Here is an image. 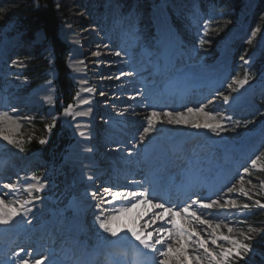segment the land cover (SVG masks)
<instances>
[{"label":"rangeland","instance_id":"374dc122","mask_svg":"<svg viewBox=\"0 0 264 264\" xmlns=\"http://www.w3.org/2000/svg\"><path fill=\"white\" fill-rule=\"evenodd\" d=\"M190 1L193 2H191L193 5L188 4ZM240 1L241 0H54L56 7L60 10H63L61 12L63 19L59 30V37L66 45L70 46V52H67L65 57L66 66L69 69V78L72 80L76 91L74 103L68 104L66 101L62 100L61 96H59L60 94L58 93L57 84L55 83L57 96L53 102L51 101V103H47L45 105L46 107L41 106L39 111L31 112L29 119L24 121L21 125L18 123L20 125L18 129H16L14 125L3 127L4 133H7L9 136H12L17 141L23 143V151H21L16 145L9 143V145L3 150H0V154L2 152H16V155H18V160L16 161L18 162H20L22 159L25 160L27 158H32L36 153L25 155V148L32 140L37 139L40 122H46L47 124L54 125L51 131L49 132L47 130L45 135L42 137V139L47 140V143L43 144L45 147L50 146L54 141L56 134L55 131L57 129L59 131L60 128H58V124L64 128V132L66 129L69 130L71 133L69 138L73 137L75 139L74 145L79 140V135L74 125L76 116L74 117L73 115H65L64 113H61V111H64L69 105H73L71 110L73 113L77 112V104L84 88V81L72 74L75 71L77 72V69L73 67L69 55H71L72 51L75 50V47L78 51L84 50V52L88 53L89 56H92V58L88 59L91 60V62H88L86 65L88 66L91 74H93L90 80L91 82L98 84L96 88L98 96L101 93L107 94L106 96L104 95L98 99V106L103 102V98L108 103H111L112 100H115L125 104L124 106H126L128 105L127 102L123 101L130 95L133 97L132 101L135 100L134 103L140 100V104L143 102L146 105L158 104L159 99L149 98L148 92L151 91L149 90L151 89V83H154L152 81L155 80L157 82L160 78V71H150L151 73H148L147 76H144L143 78L140 77V80H135V84L133 85H135L136 89L130 92L124 88L122 90H118L119 87L125 85L127 86V83L131 81L130 79L126 78V70L123 69V59L117 55H114L116 56L115 59L113 58L114 56L107 59H101V57L95 55V53H97L98 50L100 52L103 50L106 51V49L102 48L108 47L111 40L112 44H114L112 45L114 48L111 50L115 52L117 49L119 51L121 48L124 49V46L126 45H123V42L121 43V36L123 33L131 31L133 34L126 37L124 40L126 41L125 43L128 44V46L125 47L127 48L126 53H130L133 48L136 47L134 43L142 40L138 50L144 52L148 49L150 52L149 61L155 62V59L153 58L157 57L159 53H156V51L160 40L158 37L161 35V28L159 25L160 23L158 24L157 13L164 9V5L168 6V9L172 13L173 21H175L177 24L179 33H181L184 38L183 44H178L179 54L177 55L182 54L183 59H185L186 55H188V57L185 59V61L180 62L178 64L179 66L183 64V62L189 63L195 60V62L199 64L200 68L203 69L206 68V65L202 64V61H208L207 66L212 67L213 65L218 64L220 59L224 57L228 61H232L231 64L229 63L230 67L225 66L220 70L216 68L219 73L223 72L224 79L222 81V86L228 85V91L224 96H229V99H232L238 93L242 94L243 89L250 92L249 86H255V89H253L254 93L257 92V90L259 91L261 88H259L258 85L256 86L257 79H260L261 76L264 78V75H262V73H258L259 71L257 70L258 66L264 60V0H242L241 5L239 6L238 3ZM23 4L27 3L24 0H0V57L2 58V61L0 62V102H2V104L5 101L4 98L7 97V94H12V97L19 98L21 95H25L26 93L28 94L31 90L37 88L47 79H49L52 74L56 77V80H58L60 76L55 63L56 56L54 47L52 45H47L41 49V52H39L40 47H43L46 41V34L44 30H39L34 33L33 37H30L29 28L21 21L22 11L19 9V6ZM117 15L119 18L116 20L115 17ZM205 21L209 22L207 30L204 28ZM63 29H72V31L75 32V36L81 39V42L63 40L61 35L62 31H64ZM176 32L177 30L174 31L175 35ZM253 32H255L254 36ZM201 38H203V44H201ZM243 42L244 44H242ZM154 44L155 46H158H156V48L150 47L154 46ZM159 49L160 48H158V50ZM41 55L43 58L48 60L49 65L51 66L45 72L47 77L42 79L41 76L43 73H36L33 70L35 60H37ZM160 57L158 59H160ZM107 64H117L118 67H116V70L112 73H104L102 71L96 72L98 70H103L105 66L107 67ZM98 66H102V68H99ZM133 66L139 75H141V72H143L144 69L148 71V67L146 65L138 67L135 63H133ZM246 71L249 73L251 79L243 87H240L237 91H233L232 88L237 87L235 81L237 79H242ZM121 73L124 75H121ZM193 73L197 72L193 71ZM120 77L123 78L120 79ZM168 79H170V77H168ZM21 84L25 85L26 87L15 92L18 85ZM133 85L130 84V86ZM229 85H232V88H229ZM77 93L80 94L79 97H77ZM216 93L217 92L215 91L206 93L204 95V100L210 104V100L216 99ZM250 94L253 97V93L250 92ZM251 98H249L250 103L252 100L259 102V107L255 111L248 113H238L236 111H227L228 107H224L223 109L225 111H219L217 114H215L213 111L210 112L217 116V118H223L222 123L224 125L225 131L220 132L219 134L213 133L211 136L212 138H206L205 136L201 135L197 138L198 143L200 144L199 147L205 151H209L212 149L213 145H216V147L213 148V151L210 150L212 152L208 154L220 155L219 157L224 159L228 157V147H225L226 145L223 146V144H220L218 139H229L230 144L234 142L232 147L235 149L240 144L245 142V140H249L246 139V137L250 132H252L250 135H248V137L251 139L250 142H254L256 140V134L259 133L264 127V93H259L255 99ZM193 103L194 101L190 100V102L182 108H173V113H184L186 116H189L190 120H194L196 122L201 121L203 117L202 114L194 113L190 115L187 113V108L195 109V107L192 105ZM124 110L125 108H121L119 114L126 112ZM131 112H133V110H128L127 116ZM120 116L121 115H117V113L114 112H110L106 116H103L101 113L93 116V119L97 118L94 120L95 123L99 120L102 121L101 124H94L96 125L95 137L93 138L94 140H91L92 142L95 141L94 143L96 145L100 144V146L97 148L98 152H96V155L103 161L112 160V157H110L109 154L103 156V152L106 150L105 148H108V145L105 144L107 141L105 137L107 134L105 131V125L107 124L105 123L106 119L110 118L116 120L119 119ZM149 116L150 114L147 115V117ZM53 117L56 118L55 121H53ZM110 121L111 120H109V123H111ZM118 121L119 120L115 122L123 128H125V126L128 124V121H124V123H119ZM246 121H249L250 123L245 124ZM237 122H239L238 126ZM124 124L126 125L124 126ZM130 125H133L136 128L139 126V121H134ZM178 125L190 126L193 125V123L174 124L175 127ZM107 126L109 127V124ZM108 130H119V132H121L123 129L118 126L115 128L109 127ZM118 139H123V142H118L117 144H113L109 147L115 154L118 152L117 145L123 146L125 143L128 144L134 140L128 135H123V137L119 136ZM61 143L62 139H57L55 148L50 147V155L48 157H51L59 147H63V144ZM262 144L263 146L260 148V150L256 151L255 153L252 152L250 161H248V163L245 164L242 169H240V175L235 177L229 186L212 200H220L221 203H223V201L226 199H235L240 204L251 203L247 197H244L240 193L228 192V189L233 185L239 187L240 177L244 176V185L246 189L249 190L250 195L255 199L264 201V190H261L260 188V182L264 181V170H258L252 168L251 166V159H255L256 156L264 153V142ZM74 145L72 149L75 147ZM140 145H142V143ZM140 145L138 144L137 148L140 149ZM20 152H23L22 159ZM139 153L140 152L137 151L136 156H139ZM204 154L207 153L205 152ZM68 156L69 155H67V158ZM67 158H64L61 164L53 165V168H50V165H46L47 161L43 158H37V164L27 162L31 164L32 172L37 173V175L40 177V180L36 181L33 179L31 182L22 184V181L24 180H22L21 177L24 174H17L9 183L23 185L21 191H23L26 196L22 197V192L17 195H2L6 202L24 199L30 200L31 196L33 195L40 197L39 201H41V204H44L45 210H43V212L41 211L39 214H33V220L37 221L38 223L34 225V229L36 231L39 229L44 230V228L50 227L58 222H65L68 224V222L73 221L77 217H81L80 215L82 211L79 198L85 192L86 187L81 182L82 178L79 177V171L76 170V168L69 167V165H67ZM114 160L118 162V160L120 161L121 159L117 157V159ZM124 160L125 159H122L121 161V163L124 165L121 167L126 166L124 169L128 171L130 170L131 173L136 172L135 170L137 165L134 164V166L130 164L133 163V160ZM230 162L232 161L230 160ZM262 162H264V157H262ZM244 168H249L250 174L244 173ZM109 169L110 168H108V171H110ZM141 177L142 174L140 176H136L135 178H130L132 180V184L138 183L142 179ZM249 180H251V184L248 183ZM37 183H44L45 187L39 192H36L33 189L31 190V195H29L28 185ZM96 183L97 182L94 184ZM1 184L2 183H0V185ZM113 185L115 188H120L118 185H115V183ZM124 185L125 184L123 183L120 186L125 189ZM128 187L129 188L126 190L131 191L132 185H128ZM1 188L2 187H0V191ZM111 189L115 191L113 187ZM144 190H146V183L144 184V188H142L141 191ZM149 200H152L153 203L159 202L157 199ZM96 204H99L100 207H97ZM96 204H92V206H90L87 211V214L90 216V220L88 221L89 225L86 224V226H88L87 231L89 232V235H92V238L95 241L94 244L97 243L98 245H102L103 242L106 243L105 241H114L116 237L111 236L109 233L105 232L99 227L97 217L101 216L102 212L104 213L105 217L110 214H115L112 210L120 208L121 204L113 202L107 204H101L100 202H97ZM253 209L254 207L249 210H245V212H240L237 209L232 208H214L210 210L211 214L206 216L211 217L215 222L222 221L224 224L233 225L242 231H247V226L249 224L256 228H260L259 224H257L251 218ZM182 214L183 213H181L179 217H181ZM71 215L75 216L71 217ZM134 219L137 221L138 216L136 215ZM241 221H245L246 223L241 224ZM193 229L195 230L194 234L197 231L200 234V230H196V228ZM220 233L227 235V228L222 226L218 230V234ZM260 233L254 235V239L251 241L252 245L255 239L260 236ZM233 235L238 236V232H234ZM202 236L204 239L209 240L207 235L204 234ZM218 241L217 244L224 245L225 247L229 246L227 242L223 240ZM208 247L215 248L216 246L209 242ZM28 251L29 249L24 250V252L27 253ZM27 253H25V255H27ZM255 254L256 251L253 247V250L245 257L253 256Z\"/></svg>","mask_w":264,"mask_h":264},{"label":"bare ground","instance_id":"6f19581e","mask_svg":"<svg viewBox=\"0 0 264 264\" xmlns=\"http://www.w3.org/2000/svg\"><path fill=\"white\" fill-rule=\"evenodd\" d=\"M182 2V1H181ZM192 1L188 2V4H191ZM168 12V11H167ZM165 11H159L157 13V16L160 21L161 26V46L163 48L162 50H157V52H160L163 54L162 57L158 60H154L155 62L149 61V50L147 51H139L138 48L140 47V42L142 40L137 41L134 43L136 46L133 48V50L130 53H126V46H128L127 43H125V37L131 36L133 33L128 31L127 33H123L121 36V43L123 42L124 49L121 48L119 51H113L112 48V40L110 41V44L108 47H104L102 49V52L99 50L95 55L100 56L101 59H107L111 58L112 56L116 55L115 53L120 52L121 55L118 57L122 58L124 65L123 69L126 70V78L130 79L127 83V86L119 87L118 90H122L123 88L127 91H132L135 88V80H140V77L147 76L148 73L150 74V71L165 69L163 72H161L160 78H159V84H164L163 88L160 89V87L156 88L154 86V83L151 85V91L148 92L149 98H155L156 94L161 93L160 98L168 97L167 93L169 92V89L175 88L174 86L177 84V79H182L186 82L185 85L190 86V82H196L197 80L200 81V83H208V84H216L218 81V77L216 76L215 70L213 68L211 70L208 69H202L200 68L199 64L193 60V62H183L180 66L178 65L180 62L185 61L180 59V57L175 61V65L172 63H169L168 57L171 59V56L173 55V45L175 42V33L176 31L174 28L173 22L171 23L168 13ZM116 20L119 18L117 15ZM116 25V24H115ZM114 25V26H115ZM174 27H173V26ZM64 30V29H63ZM115 31V30H114ZM114 33V32H112ZM238 33V32H236ZM121 34V33H120ZM250 34V33H249ZM62 37L63 40H69V41H78L81 42V39L77 38L75 36V32L69 29H66L62 31ZM118 36V35H116ZM240 36V35H239ZM238 38V37H237ZM113 39V38H111ZM147 41V40H144ZM244 44V42L242 43ZM122 45V46H123ZM101 46V45H100ZM242 46V45H241ZM150 47H155L150 46ZM151 51V50H150ZM228 55V54H227ZM71 58V63L74 68L77 69V72H71L75 75V77H78L80 80L84 81V88L82 90V93L80 95V99L87 100V104H80L78 101L77 104V112L80 113H88L87 115H80L76 116L75 119V129H77L79 140L75 143V147L72 149L71 153H68L67 158V165L76 168L78 170V174L80 173V178H82L81 182L86 187L85 192L80 196V206L81 211L83 213H86V211L89 209L92 204H96L97 202L105 203L103 201L110 200L111 198L104 193V189L108 187V183L106 179H104V174L106 171H108V168H111V170L108 172L110 176H114V173L118 172L117 170V162L114 159H125L128 161L133 160L132 165H137V173H129V175H132L133 177L140 176L141 172L143 171V168L141 167L142 164V158L144 155H148L152 158H161V157H170V158H184L188 156H193L189 158V163L192 162L190 166H187L184 171H180L177 177H175V173L170 172L169 174L165 175V178L163 179V182H167L170 184L174 183H185L187 186V183H189V180L196 175L197 173H200L203 175L204 173L210 174V173H216L220 175L217 180H225L226 176L228 174H231L233 172V169L235 167L239 168L241 167L236 162L235 164L232 163L228 166L226 169L227 171L223 172L221 171L222 167L226 163H220L218 159H216L215 155H209L204 154L206 151L201 149L202 151L198 152H192L191 143H194L198 137L201 135L205 136L206 138H210L213 135V132L210 129L200 127L196 128L193 125L188 126H177L175 127L174 124H171L168 122V118L163 115L165 111H170L173 113L172 109L166 108V106H160L156 105L153 106L152 104L146 105L144 102L140 104V100H138L136 103L132 101L133 97L130 95L124 99L123 102H127L128 105L124 106L125 104L121 102H117L115 100H112L111 103H108L104 100L103 102L98 106V99L102 96H106V93H101L99 96L97 95L96 88L98 84H95L94 82H91V77L93 74L89 71V68L87 65L88 62H91V60H88L92 58V56H89L88 53L84 52V50L78 51L75 47V50L72 51L71 55H69ZM116 56L113 58L115 59ZM117 57V59H118ZM227 57V56H226ZM10 58V57H9ZM183 58V57H182ZM100 59V60H101ZM2 61V58L0 57V62ZM4 62V61H3ZM70 63V62H69ZM133 63H135L138 67L142 65H146L148 67V71L146 69L141 72V75L136 72ZM205 63V60L202 61V64ZM133 66V67H132ZM168 66V68H167ZM178 66V68H176ZM99 68H102V66H98ZM116 67H118L117 64H107V67L103 68V70H98L96 72H104V73H112L116 70ZM159 68V69H158ZM199 70V71H198ZM197 72V73H193ZM147 72V73H146ZM146 73V74H145ZM138 74V75H137ZM145 74V75H144ZM170 77V79H168ZM123 78V77H122ZM120 77V79H122ZM55 79L56 77L52 74L49 79H47L45 82H43L41 85H39L37 88L31 90L28 94L21 95L19 98H14L11 95L7 94V97H5V101L0 102V112L7 111L10 115H12L16 122L20 125L29 119L30 113L39 111L41 106H45L47 103H49V97H51V101L53 102L55 97L57 96V89L55 90ZM133 85V86H130ZM17 85V84H16ZM100 86V85H99ZM130 86V87H128ZM26 87L25 85H18L15 92L21 90L22 88ZM153 87V89H152ZM228 85H223L219 90H217L216 93V99L210 100V104L204 100V95L206 94L205 91H200L196 93L198 94L197 102L193 103V107L195 109L199 108L201 105L204 106V110L209 112H215L217 114L219 111H225L223 108L228 107L227 111H231L230 109L233 108V106H244L246 108L250 104V99L252 96L248 90L243 89L242 94L238 93L234 98L229 99L228 103H224L223 97L228 91L227 89ZM176 89V88H175ZM156 91L158 93H156ZM141 93V92H140ZM14 94V93H13ZM79 99V100H80ZM251 99H255L253 96ZM7 100V101H6ZM190 98H187L186 103L183 102L180 105L177 106V108H182L183 106H186L190 101ZM255 101V100H254ZM51 103V102H50ZM151 103V102H150ZM159 103V102H158ZM185 103V104H184ZM253 103V100L252 102ZM46 107V106H45ZM121 108H125L122 114H119ZM13 109H17L14 112ZM89 109L91 111L89 112ZM137 111H136V110ZM128 110H133L128 116ZM155 110L157 113H160V119L155 123L153 130L149 133L143 136V139H141L143 130L145 127H148V117L147 115L151 114V112ZM114 112L117 113V115H121L119 119L113 120L110 118L106 119L107 123L105 125V131H106V143L108 145V148H105L103 156L106 154H109L110 157H112V160L110 161H103L99 157H97L96 152H98V146L96 145L91 139L95 137V126L97 124H101L102 121H96L93 119V116L96 114L101 113L103 116H106L108 113ZM174 114V113H173ZM139 116V117H138ZM202 120L197 121L201 125L205 122V117L202 114ZM116 117V116H115ZM109 120H111L109 123ZM119 120L120 123H124V121H128L125 128H122L123 130L119 132V130L109 131V127H118L119 124H117L115 121ZM123 121V122H122ZM138 122L139 126L135 128V126L130 125L132 122ZM99 122V123H98ZM96 124V125H94ZM109 124V127L107 126ZM264 124V123H263ZM79 125V127H77ZM9 126V123H5L3 127ZM260 130V129H259ZM264 127L259 132L258 137H256L254 142H248L245 140V142L241 145V153L243 154V157L249 155L250 152H252L260 139L264 137ZM81 132H84L85 135H80ZM112 132V133H110ZM3 135H8L7 133L3 132ZM3 135H0V150H3L6 146L9 145V142L7 140L3 139ZM116 136H122L128 135L132 137L134 140L131 143H128L125 145H117V154L111 151L109 148L113 144H117L118 142H123L122 140H118V138H115ZM228 137V136H227ZM212 138V137H211ZM218 139V138H217ZM94 140V139H93ZM141 140V141H140ZM251 140V139H250ZM140 141V143H139ZM218 142L223 145H231L230 140L227 138L218 139ZM142 143V145H140ZM242 143V142H241ZM138 144L141 146V148H137ZM216 147V145H213L212 148ZM104 148V147H101ZM199 150V147H197ZM90 149V151H89ZM183 151H180L182 150ZM197 150V149H196ZM140 152V157L136 156V152ZM21 153V152H20ZM242 158V157H241ZM240 159V158H239ZM18 160V155H16V152L10 153V152H2L0 154V187H2L0 191V196H10V195H17L22 192V197H25L26 194L21 191V188L23 185L16 184L18 186V190L16 192H13L9 194V189L5 188L4 185L8 184L12 181V178H14L17 174H24L21 179L25 180V182H31L32 179V166L29 163H22V160L20 162L16 161ZM252 160V159H251ZM188 161V159H187ZM219 162V163H218ZM12 163V164H10ZM120 164V162L118 163ZM250 164V163H249ZM121 165H123L121 163ZM134 165V166H135ZM227 165V164H226ZM124 166V165H123ZM235 166V167H234ZM140 167V168H139ZM221 167V169H220ZM217 170V172H216ZM144 173V172H143ZM145 174V173H144ZM240 175V169L237 170L235 177H238ZM229 176V175H228ZM146 179V177H144ZM159 178H157V181ZM97 182L94 184V182ZM8 182V183H7ZM148 184V187H146V190L143 192H146L148 194V199H157L159 203H164L166 207H172L176 212L183 213L181 210L184 208L185 205H192L193 201L195 199H203L206 202L208 200L210 201V198L204 194V193H198L193 194L191 198L189 199H183L182 195L186 194L188 191H184L180 195H173V199H175L176 203L174 205H169L164 200V197L158 195L157 193H152L150 191V187L158 190L157 182L152 185L150 183V180H144L141 179L136 184H129L132 185L131 192H141V189L144 188V184ZM112 188V187H111ZM110 188V189H111ZM120 188H113L115 191L118 190H126ZM171 190H174L172 188ZM224 190V189H223ZM128 191V190H127ZM96 193V196L94 197L92 194ZM220 193V192H219ZM222 193V192H221ZM35 194V192H34ZM36 196V195H34ZM103 198V199H102ZM31 200V199H30ZM39 200H32L31 203L27 204L25 207L29 209L27 214L25 215L23 212H21L20 215L14 217L13 221L9 224H0V261L4 260L1 264H20L21 259H28L30 262L33 259H39L40 257H45L44 264H94L93 258L98 256V254H102L103 256L101 258V264H143L144 261H151L152 264H158L163 257L159 255V252H152L149 249H145L139 241L135 240L131 236L129 232H127V228L124 226L132 227L135 226L138 230H143L145 233L152 232L153 239L157 236V229L163 225L165 228L170 227V225H167L165 221H159L157 220L156 223L152 222V212H159L160 209H153L150 204H140L136 209H132L127 214L120 217V220L118 221V226L122 228V231L119 233L118 237L115 238L112 242H106L102 245H91L88 240V234H87V228L85 226V223L83 221L82 216L78 219H75L68 224L65 222H58L53 224L50 227L44 228V230H40L38 232V235L36 236L35 231L33 230L34 225L37 223V221H34V215L33 214H39L41 211L43 212L44 204L40 203ZM135 203V200L132 201ZM113 203L121 204L120 207H127L129 206L128 201H114ZM107 204V203H105ZM97 205V204H96ZM193 208H195L198 211V214L203 215L205 218L206 215H210L211 212L209 209H202L199 206L193 205ZM105 210V209H104ZM102 211V210H101ZM35 212V213H34ZM138 216L137 221L134 219L135 216ZM183 216V217H182ZM181 217L177 215L175 217V220L177 224L183 225L186 229H193L196 228V230H200V236L207 235L209 237V233L211 232V229H207L206 226L198 225L195 220H187L184 217V214H182ZM212 216V215H211ZM171 217L166 216V220L170 219ZM208 218V217H207ZM212 219V218H211ZM29 221H31L29 223ZM147 225V227H145ZM88 227V226H87ZM59 229V231H57ZM198 232V231H197ZM199 233V232H198ZM197 237L193 233V240H195ZM167 240V237H165ZM179 239V237H174L172 240L169 241V243H172L173 246H176L175 241ZM206 240V239H205ZM32 241V245H29V242ZM20 242H23L22 244ZM210 242V240H209ZM219 242V241H218ZM211 243V242H210ZM14 244H21V247H27L30 249V251L25 255L24 252L14 253L12 251L9 256H5L6 252L13 248ZM166 246V245H165ZM134 247V255L131 254V248ZM195 247L194 244H190L188 246V253L189 257L192 254V250ZM130 248V251L128 252ZM158 249H162L161 245H157ZM32 249V250H31ZM14 253V254H13ZM14 255V256H13ZM90 261V262H89ZM188 264H194V261L189 259Z\"/></svg>","mask_w":264,"mask_h":264},{"label":"snow or ice","instance_id":"6c2138e0","mask_svg":"<svg viewBox=\"0 0 264 264\" xmlns=\"http://www.w3.org/2000/svg\"><path fill=\"white\" fill-rule=\"evenodd\" d=\"M208 21H205L204 28L207 30L208 28ZM255 32H253V36ZM203 38H201V44H203ZM117 56L121 55L120 52L115 53ZM99 55V53H97ZM121 75H124L121 73ZM251 79L249 73L246 71L242 79H237L235 81L237 87L232 88V85H229V88H232L233 91H237L240 87H243L245 84L249 82ZM79 97V93L76 94ZM51 102V97L47 98ZM224 103L229 102V96L223 97ZM80 104H87L88 101L84 99L79 100ZM73 105H69L65 110V115H73L80 116V115H87L88 113H80L75 112L73 113L71 110ZM13 112L15 109L12 110ZM91 109H89V112ZM188 114L200 113L203 114L205 122L203 125L200 123L190 120L189 116H186L184 113H175L173 114L170 111H165L163 113L164 116L168 118V122L171 124H188L193 123V126L196 128H200L201 126L207 129H210L213 133L219 134L220 132L225 131L224 125L222 123L223 118H217L214 114L210 112H205L204 106L201 105L197 109L187 108ZM55 117H53V121H55ZM148 119V127H145L143 130V136L150 133L153 130L155 123L160 119V113H157L153 110L150 114ZM230 119V118H229ZM213 121V122H209ZM9 123L10 126H15L16 129L20 127V125L16 122V119L9 114L7 111L0 112V135H3V125L5 123ZM250 123L246 121L245 124ZM239 122H237V126ZM53 124L46 125L47 130L50 132ZM79 127V125L77 126ZM80 135H85L84 132H81ZM3 139L7 140L9 143L16 145L23 151V143L17 141L12 136L3 135ZM31 139V138H29ZM40 144L47 143L46 139H40ZM90 151V149H89ZM262 157H264V153L259 156H256L255 159L251 160L252 168L258 170H264V162H262ZM244 173L250 174L249 168H244ZM32 179L39 181L40 177L35 173L32 174ZM251 184V180L248 181ZM5 188L9 189V194L16 192L18 190V186L13 183H8L4 185ZM45 187L44 183H37V184H30L28 185L29 195H31V190H35L36 192L41 191ZM261 190H264V181L260 182ZM228 192H237L242 194L244 197H247L251 203H238L235 199H226L221 203L220 200H210L206 202L203 199H195L192 205H185L184 208L181 210L184 214V217L191 221L195 220L198 225L206 226L207 229H211L209 233V240L212 245L216 246L215 248H209L208 243L209 240H205L203 237L199 235L198 232H195V236L197 237L193 240V233L194 229H186L183 225L177 224L175 217L180 215L179 212H176L172 207H166L164 203H153L152 200L148 199V194L146 192H131L127 190H118L113 191L110 188L104 189V193L111 197L110 200H105V203H112L114 201H128L129 206L127 207H120L118 209H113L112 211L115 214H110L108 216H104V213H101V216L97 217L99 227L103 229L105 232L109 233L113 237H118L119 233L122 231V228L118 226V221L120 217L130 212L132 209H136L140 204H150L153 209H160L159 212H152V222L156 223L157 220L165 221L167 225L170 227L165 228L161 225L157 229V236L153 239L152 232L145 233L142 229L138 230L135 226L128 227L127 232L131 234L135 240L139 241V243L145 248L149 249L152 252H159V255L163 257L159 261V264H188L189 259L195 262V264H237L238 261L243 260L245 256L253 250V246L251 241L254 239V235L264 231V229L256 228L253 225L249 224L247 226V231H242L239 228L224 224L221 222H215L211 219V217L205 218L203 215L198 214V211L193 208V205L199 206L202 209H226L232 208L237 209L240 212H245V210H249L253 207H258L264 209V201L260 199H255L250 195L248 189H246L244 185V176L240 177V186L236 187L233 185L231 188L228 189ZM94 197L96 193L92 194ZM39 196H31V200L24 199V200H14L10 202H6L5 198L0 196V224H9L13 221L14 217L18 216L23 212L25 215L29 211L25 206L31 203L32 200H39ZM103 199V198H102ZM135 200V203L132 201ZM97 207H100L98 204ZM107 211V210H106ZM167 217H171L170 219H165ZM31 221H29L30 223ZM241 224L246 223L245 221H241ZM227 228V235L223 233L218 234V230L221 227ZM147 227V225H145ZM234 232H238V236L233 235ZM167 237V240L165 239ZM174 237H179L175 241L176 246L174 247L172 243H169ZM218 240H223L227 242L229 245L225 247L224 245L217 244ZM161 245L162 249H158L157 245ZM190 244H194L195 247L192 250V254L189 257L188 253V246ZM166 245V246H165ZM202 250V251H201ZM21 252L24 249L20 250ZM45 257H40L39 259H33L31 262L28 259H21L20 264H44Z\"/></svg>","mask_w":264,"mask_h":264},{"label":"trees","instance_id":"16d2710c","mask_svg":"<svg viewBox=\"0 0 264 264\" xmlns=\"http://www.w3.org/2000/svg\"><path fill=\"white\" fill-rule=\"evenodd\" d=\"M27 4L20 5L19 9L22 11L21 21L26 24V26L30 30V37L34 36V33L39 30H44L46 34V41L43 47H40L39 52H41L42 48L47 45H52L55 51V63L56 67L60 73L58 80L56 81L58 93L60 94L62 100L66 101V103L70 104L74 102L75 97V88L72 80L69 78V69L66 66V53L69 51V46L66 45L59 37V30L61 27L62 19L60 10L56 7L54 0H24ZM242 0L238 3L241 5ZM49 62L47 59L43 58V56H39L37 60H35V64L33 65V70L36 73H43L42 78H46V71L50 68ZM64 113V111H61ZM48 125L46 122L39 123V130L37 139L32 140L28 146L25 148L27 152H34L39 149H42L46 154H49L50 147H54L57 144V139H62L63 147L58 148L55 153H59L63 149L71 143V139L69 138L70 132L69 130L63 131L64 128L59 126L55 131V139L52 144L48 147L39 143V140L45 135ZM54 155V154H52ZM252 220H254L257 224H259L260 229H264V209L254 207L252 210ZM255 248L256 254L253 256L245 257L243 260L237 262V264H264V231H261L260 236H258L253 245Z\"/></svg>","mask_w":264,"mask_h":264}]
</instances>
